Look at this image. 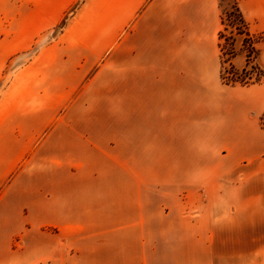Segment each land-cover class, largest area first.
Here are the masks:
<instances>
[{"label":"rangeland","instance_id":"1","mask_svg":"<svg viewBox=\"0 0 264 264\" xmlns=\"http://www.w3.org/2000/svg\"><path fill=\"white\" fill-rule=\"evenodd\" d=\"M174 1L140 32L221 65L202 95L185 80L175 144L146 113L164 101L129 82L152 0H0V264H264V31L240 0H216L213 34ZM204 118L217 144L200 148ZM242 126L251 140L227 144Z\"/></svg>","mask_w":264,"mask_h":264},{"label":"crops","instance_id":"2","mask_svg":"<svg viewBox=\"0 0 264 264\" xmlns=\"http://www.w3.org/2000/svg\"><path fill=\"white\" fill-rule=\"evenodd\" d=\"M195 1L198 8L197 17L201 22V27L202 20L205 24L208 23L207 26H204V31L201 30V33H216L220 25L216 0H193V2ZM170 6H173V8L171 9ZM240 7L250 24V30L252 32L264 31V0H240ZM163 9H171L174 12V10L177 11L179 9V4L176 1L170 4L169 0H152L148 5V9L139 14L138 22L136 23L137 31L140 32L142 26L145 25V22L141 20L143 19L142 16L146 18V16L151 15L149 16L151 22H154L157 19V15L162 17ZM153 27L154 29L152 30L147 29L140 32V34H150V38L148 36L147 38L138 39L136 47L139 54H137L136 60L131 63L130 67L132 68L129 72V82L132 86L131 93L133 96L138 97L139 92H144L146 96L151 97L153 100L161 99L164 101L167 108L166 111L160 110L155 106L153 111L146 113L147 115H167L170 121L173 119L168 126V130L171 131L169 140L175 144L180 139L175 138L172 132L185 130L186 122H184L185 117L180 115L179 109L173 112V101L177 102L179 99L186 97L185 80L188 79L190 82L197 83V92L202 95V83L211 79L213 81L216 80L219 76L221 65L217 60L213 61L207 58L206 51L213 47L208 46L210 44L200 42L187 45L186 42L175 40L170 43V38L172 37L169 36H166V41L164 42L163 30L158 32L155 29L158 27L156 24ZM175 36L176 32H173V37ZM187 50L193 52L192 57L187 58ZM163 51H168L170 54L167 52L166 55H169V57H163ZM179 78L183 80H178ZM155 100L154 102H156ZM199 105H202V102ZM180 117H183V119L180 120ZM175 119H177L176 122H174ZM209 123L208 118H204L200 122L189 123L191 129L204 133H200L199 138L193 139L195 146L202 148L212 147L217 144L215 135L210 138L209 131L212 128L208 125ZM150 129L152 131L157 130V124L152 123L151 127H146V130ZM159 129H162V126ZM227 140H229L227 143L229 145H237L239 142L246 144L251 140V134L247 126H242L241 132L237 131L235 136H230Z\"/></svg>","mask_w":264,"mask_h":264},{"label":"trees","instance_id":"3","mask_svg":"<svg viewBox=\"0 0 264 264\" xmlns=\"http://www.w3.org/2000/svg\"><path fill=\"white\" fill-rule=\"evenodd\" d=\"M238 18H239V23L241 25V29H243V30H240V31L243 34V33H245L244 30L246 31V24H245V21L243 19V16L239 12H238ZM221 36H222V34H221Z\"/></svg>","mask_w":264,"mask_h":264}]
</instances>
